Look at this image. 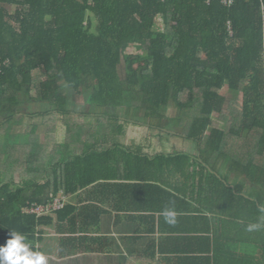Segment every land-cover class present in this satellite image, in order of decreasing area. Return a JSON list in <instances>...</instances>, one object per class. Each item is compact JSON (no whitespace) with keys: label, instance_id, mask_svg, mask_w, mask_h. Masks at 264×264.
<instances>
[{"label":"trees","instance_id":"1","mask_svg":"<svg viewBox=\"0 0 264 264\" xmlns=\"http://www.w3.org/2000/svg\"><path fill=\"white\" fill-rule=\"evenodd\" d=\"M231 1L0 0V245L14 231L36 251V230L52 218L30 210L99 181H135L179 201L161 187L167 171L191 183L192 198L234 216L237 230L251 228L245 241L242 229L224 238L230 253L220 260L191 245L184 264H264V0ZM223 90L242 96L227 131L212 121ZM25 105L62 116L66 142L48 153L35 138H11ZM131 125L191 141L194 154L149 158L115 141L71 147L77 130L115 137Z\"/></svg>","mask_w":264,"mask_h":264},{"label":"crops","instance_id":"2","mask_svg":"<svg viewBox=\"0 0 264 264\" xmlns=\"http://www.w3.org/2000/svg\"><path fill=\"white\" fill-rule=\"evenodd\" d=\"M28 107L21 109L25 117L7 128L11 138L25 144L35 138L45 145L48 153L66 142L68 126L62 116L55 113L49 117L33 116ZM32 108L38 111L36 106ZM134 127L137 128L131 125L128 129L134 131ZM3 138L0 135L1 143ZM171 138L138 133L92 138L77 130L71 147L82 149L93 142L115 141L132 150L140 148V154L149 158L175 151L194 154L191 150H177ZM190 184L181 174L164 173L161 187L180 197L179 201L160 200L161 195L165 197L163 193L135 181H99L69 195L60 192L53 198L47 214L52 218L51 224L36 230L35 250L47 256L48 264H184L194 245L196 256L220 260L230 253L226 238H234L242 229L245 241L251 228L239 220L243 225L237 230L234 216L213 212L199 194L192 198ZM55 203L59 205L56 209L66 207L59 219L53 213ZM217 216H221L220 221ZM229 221L233 224L229 225ZM219 227L220 236L216 234ZM198 238L212 239L206 243L204 239L198 242ZM216 238H221L218 246L213 240Z\"/></svg>","mask_w":264,"mask_h":264},{"label":"rangeland","instance_id":"3","mask_svg":"<svg viewBox=\"0 0 264 264\" xmlns=\"http://www.w3.org/2000/svg\"><path fill=\"white\" fill-rule=\"evenodd\" d=\"M127 53H139V51L137 49H129L127 51ZM120 74L121 76L124 75L125 72V68L124 65L121 64L120 66ZM222 95L225 97V105L223 107V110L221 113L219 114H214L212 116V121L215 127L220 128L222 130L227 131L228 129L234 127V121L236 119V117L241 113V109H242V96L240 93L235 92V91H230V90H223L222 91ZM174 111H172L171 109L167 110V115L168 116H172L174 115ZM77 121L80 122L81 120H78V118L76 117ZM83 121V120H82ZM87 124L88 122H90V131L91 133L93 132V126L95 125L94 120L92 119H86L84 120ZM57 123V121H54ZM53 122V123H54ZM44 124V123H43ZM45 126V125H44ZM131 127V126H129ZM44 129H47V126H45ZM134 131H132L130 128L128 129V135L132 134V133H138V134H147V135H157V130H151L148 129L147 127H142V126H137L134 127L133 129ZM171 138V137H170ZM173 140L174 147L177 150H191L192 152H194L195 147L190 143V141H185L180 137H172L171 138ZM189 142V143H187ZM238 144L237 139L235 140V143L233 144L234 147H236Z\"/></svg>","mask_w":264,"mask_h":264},{"label":"clouds","instance_id":"4","mask_svg":"<svg viewBox=\"0 0 264 264\" xmlns=\"http://www.w3.org/2000/svg\"><path fill=\"white\" fill-rule=\"evenodd\" d=\"M10 236L0 245V264H48L47 256L32 250L23 234L13 231Z\"/></svg>","mask_w":264,"mask_h":264},{"label":"built area","instance_id":"5","mask_svg":"<svg viewBox=\"0 0 264 264\" xmlns=\"http://www.w3.org/2000/svg\"><path fill=\"white\" fill-rule=\"evenodd\" d=\"M223 2L228 4V5H230L232 3L231 0H223ZM58 207H59L58 203H55L54 208L56 209ZM49 210H51L50 205L45 206V207H37V208L31 209L30 212L41 214L42 212H48Z\"/></svg>","mask_w":264,"mask_h":264}]
</instances>
